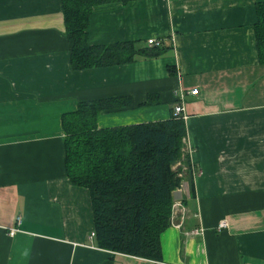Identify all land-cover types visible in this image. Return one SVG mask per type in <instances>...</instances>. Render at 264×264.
I'll return each instance as SVG.
<instances>
[{
    "label": "crops",
    "instance_id": "crops-1",
    "mask_svg": "<svg viewBox=\"0 0 264 264\" xmlns=\"http://www.w3.org/2000/svg\"><path fill=\"white\" fill-rule=\"evenodd\" d=\"M262 2L98 6L89 46L162 53L74 71L60 0H0V264H264ZM101 101L120 106L100 112L97 129L165 122L183 108L193 191L184 180L173 192L160 262L97 248L89 192L67 178L62 116Z\"/></svg>",
    "mask_w": 264,
    "mask_h": 264
},
{
    "label": "trees",
    "instance_id": "trees-1",
    "mask_svg": "<svg viewBox=\"0 0 264 264\" xmlns=\"http://www.w3.org/2000/svg\"><path fill=\"white\" fill-rule=\"evenodd\" d=\"M131 1L60 0L72 70L125 65L162 53L137 42L88 45L93 9ZM255 11L256 51L264 67V2ZM117 106L116 101L83 103L62 116L66 175L73 186L89 192L97 248L160 262V235L170 226L173 192L184 180L193 191L189 160H181L184 123L172 116L165 122L97 129L96 116Z\"/></svg>",
    "mask_w": 264,
    "mask_h": 264
},
{
    "label": "built area",
    "instance_id": "built-area-1",
    "mask_svg": "<svg viewBox=\"0 0 264 264\" xmlns=\"http://www.w3.org/2000/svg\"><path fill=\"white\" fill-rule=\"evenodd\" d=\"M147 43H148V45H153V44L158 45V43H155V42L152 41V40H149ZM190 94H191L192 96H196V95H197V91L194 90V91H192ZM182 114H183V108H182L181 106H177V107L174 109L173 116H174L175 118H180V117H181V119H182V118H183ZM225 227H226V225H225L224 222H221V223L218 225V229H219V230H222V229H224ZM14 233H15V230L11 229V230H9V233H8V234L11 236V235H13ZM198 233H199V231L195 230V231L192 232V235H196V234H198Z\"/></svg>",
    "mask_w": 264,
    "mask_h": 264
}]
</instances>
